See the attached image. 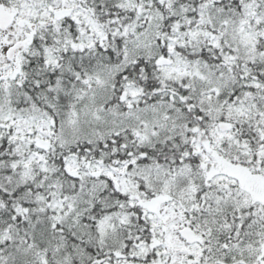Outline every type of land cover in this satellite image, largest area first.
I'll return each instance as SVG.
<instances>
[{"label":"snow or ice","instance_id":"6c2138e0","mask_svg":"<svg viewBox=\"0 0 264 264\" xmlns=\"http://www.w3.org/2000/svg\"><path fill=\"white\" fill-rule=\"evenodd\" d=\"M0 264H264V0H0Z\"/></svg>","mask_w":264,"mask_h":264}]
</instances>
